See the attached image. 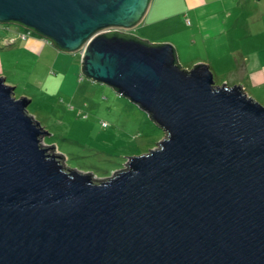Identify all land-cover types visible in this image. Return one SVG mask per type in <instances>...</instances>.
I'll return each mask as SVG.
<instances>
[{
    "label": "water",
    "instance_id": "95a60500",
    "mask_svg": "<svg viewBox=\"0 0 264 264\" xmlns=\"http://www.w3.org/2000/svg\"><path fill=\"white\" fill-rule=\"evenodd\" d=\"M150 1L0 0V24L78 51L82 75L165 134L96 179L42 145L0 75V264H264V106L131 34Z\"/></svg>",
    "mask_w": 264,
    "mask_h": 264
},
{
    "label": "rangeland",
    "instance_id": "374dc122",
    "mask_svg": "<svg viewBox=\"0 0 264 264\" xmlns=\"http://www.w3.org/2000/svg\"><path fill=\"white\" fill-rule=\"evenodd\" d=\"M1 25L4 31L11 30ZM17 27L18 37L37 35ZM136 30L134 27L129 32ZM16 33L0 34V75L4 74L1 76L6 77L5 82L15 86L16 98L31 100L27 112L50 133L41 137L42 145L54 144L53 152L63 155L64 165L104 179L123 169L130 156L157 147L164 131L146 111L112 87L80 74L78 51L61 52L52 46L33 55L23 48V38L12 45ZM5 45L12 46L1 50ZM179 62L184 69L192 68L183 59ZM72 65L77 67V73ZM212 74L219 85H232L233 78L238 77L228 71ZM68 83L71 94L63 88ZM244 87L248 96L264 106V90L259 92L247 84Z\"/></svg>",
    "mask_w": 264,
    "mask_h": 264
},
{
    "label": "crops",
    "instance_id": "0c3cea01",
    "mask_svg": "<svg viewBox=\"0 0 264 264\" xmlns=\"http://www.w3.org/2000/svg\"><path fill=\"white\" fill-rule=\"evenodd\" d=\"M5 25L11 30L4 31L0 24L1 36H11L19 28ZM135 27V33H130L146 41L171 43L178 63L181 59L188 67L205 63L213 73L238 74L232 83L241 84L243 90L245 84L264 90V0H151ZM21 38L25 51L33 55L54 47L38 35L24 38L17 33L12 45ZM69 83L63 88L71 94Z\"/></svg>",
    "mask_w": 264,
    "mask_h": 264
},
{
    "label": "trees",
    "instance_id": "16d2710c",
    "mask_svg": "<svg viewBox=\"0 0 264 264\" xmlns=\"http://www.w3.org/2000/svg\"><path fill=\"white\" fill-rule=\"evenodd\" d=\"M121 35H124V36H129L128 34H126V33H120Z\"/></svg>",
    "mask_w": 264,
    "mask_h": 264
},
{
    "label": "built area",
    "instance_id": "2783aa9c",
    "mask_svg": "<svg viewBox=\"0 0 264 264\" xmlns=\"http://www.w3.org/2000/svg\"><path fill=\"white\" fill-rule=\"evenodd\" d=\"M27 33L29 34V31H28ZM22 37H24V38H25V36H22ZM104 124H105V123H104ZM104 124H103V125H104Z\"/></svg>",
    "mask_w": 264,
    "mask_h": 264
}]
</instances>
